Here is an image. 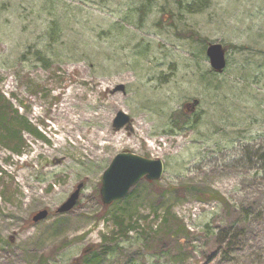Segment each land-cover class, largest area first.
<instances>
[{
    "label": "rangeland",
    "instance_id": "obj_1",
    "mask_svg": "<svg viewBox=\"0 0 264 264\" xmlns=\"http://www.w3.org/2000/svg\"><path fill=\"white\" fill-rule=\"evenodd\" d=\"M211 43L226 49L223 72ZM0 93L12 103V135L0 129V264H264V0H0ZM69 94L73 116L107 121H81L48 156L66 134ZM119 111L130 128L114 129ZM104 132L124 141L81 146ZM123 151L165 171L104 205V171ZM78 185L76 205L58 212Z\"/></svg>",
    "mask_w": 264,
    "mask_h": 264
},
{
    "label": "water",
    "instance_id": "obj_2",
    "mask_svg": "<svg viewBox=\"0 0 264 264\" xmlns=\"http://www.w3.org/2000/svg\"><path fill=\"white\" fill-rule=\"evenodd\" d=\"M206 53L212 69L218 73L223 72L226 67V49L223 45L211 43L208 45ZM116 90H124V86H118ZM197 104L198 101L192 103L194 107ZM127 124V128H130L132 118L128 114L119 111L114 119V129L117 131ZM164 171L165 163L161 159L147 158L129 151L117 154L102 177L100 194L103 204L110 205L124 198L130 189L142 179L148 181L160 180ZM81 187L82 185H78L67 201L58 208L60 213L68 212L76 205ZM46 217H48V210H42L33 217V220L38 222Z\"/></svg>",
    "mask_w": 264,
    "mask_h": 264
},
{
    "label": "bare ground",
    "instance_id": "obj_3",
    "mask_svg": "<svg viewBox=\"0 0 264 264\" xmlns=\"http://www.w3.org/2000/svg\"><path fill=\"white\" fill-rule=\"evenodd\" d=\"M94 99H91L90 101H88V105H94L96 108L101 107L102 110H104V106H100L99 105V101L98 100H94V102L92 101ZM65 103H63L61 105L60 108V112L59 115L61 118L65 119V125H62L64 123L59 124L57 130L61 132V130H64L66 132V134H64L65 136H56L55 139V144L52 147H48V150L44 151V154L48 155V156H58V154L63 152V149L65 148V146L67 145V140H68V136L75 138L76 134H82V131L78 128L80 126L81 121H89V122H102L105 123L107 121L106 119V115L103 112H100L98 116L96 115H84L83 117L80 116H73V114H75L76 110L74 109V106H77L78 103L71 100L70 98V94L66 97ZM111 104V103H110ZM86 133V132H85ZM100 137L101 139H105L108 140L109 142H105L103 143V147H105L108 143H112L113 141H115V143H120L124 141L123 137H120L118 140H110L108 137V134L106 132H104L102 135H94V133H92L91 136H89L87 138V141L85 143H83L81 146L88 151H93V147H95V145L97 144V138ZM100 145V144H99ZM71 159H64L60 162L59 165H55L54 164H48V172H53L59 168L62 167H66L67 165H70L71 163ZM22 164H26L25 162H22ZM65 184H61L58 186L56 193L63 194L65 192ZM33 198L32 195L30 197V199Z\"/></svg>",
    "mask_w": 264,
    "mask_h": 264
},
{
    "label": "trees",
    "instance_id": "obj_4",
    "mask_svg": "<svg viewBox=\"0 0 264 264\" xmlns=\"http://www.w3.org/2000/svg\"><path fill=\"white\" fill-rule=\"evenodd\" d=\"M12 108V103H10L7 99H5V97L0 93V129L2 128H7L10 129V127L8 126V124H10L11 120L10 118L8 117V113L10 112V109ZM17 112V110H16ZM25 122V128L33 133V134H36L38 136H41V134L38 132V129L36 127H32L28 121L24 120ZM11 135V129L9 130ZM19 133H22V129L20 130ZM21 139V137H20ZM19 151V150H17ZM219 198V197H217ZM167 216L163 219V222H164V225L163 226H167V222H168V216L170 215V211L169 212H166ZM114 222H116V224L121 228V232L122 233H126L128 231V228L125 229L124 228V219H121L119 217H115L114 218ZM168 227L171 229V227L168 225ZM168 233V231H166ZM166 233V234H167ZM169 234V233H168ZM97 255H94L93 258H90L89 262L95 264L97 262Z\"/></svg>",
    "mask_w": 264,
    "mask_h": 264
}]
</instances>
